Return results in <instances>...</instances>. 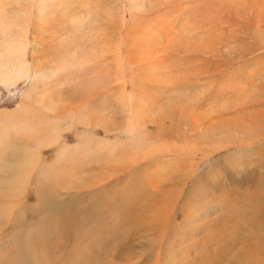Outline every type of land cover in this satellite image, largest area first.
<instances>
[{"label":"rangeland","instance_id":"374dc122","mask_svg":"<svg viewBox=\"0 0 264 264\" xmlns=\"http://www.w3.org/2000/svg\"><path fill=\"white\" fill-rule=\"evenodd\" d=\"M32 3L31 71L0 85V114L36 109L41 119L18 117L0 132V151L12 157L44 126L61 133L39 148L46 169L24 174L6 200L0 264L42 250L47 264H264V0L3 2L9 14ZM72 24L92 28L80 42L93 54L39 103L52 35L67 37ZM136 135L150 141L138 151ZM7 161L0 156V210L21 172H5ZM191 171L202 174L196 184ZM172 178L186 181L177 200Z\"/></svg>","mask_w":264,"mask_h":264},{"label":"bare ground","instance_id":"6f19581e","mask_svg":"<svg viewBox=\"0 0 264 264\" xmlns=\"http://www.w3.org/2000/svg\"><path fill=\"white\" fill-rule=\"evenodd\" d=\"M3 2H4V0H0V7H1V11H0V85L7 86V87H13L15 84L19 83L21 80L27 79L29 74H30V71H31L30 63H29V60L27 59V57H28V46H29V42H30V41H28L27 34L29 32L28 30H29V26H30V22H29L30 21L29 20L30 19V13L32 11V8L35 6V4L32 3L31 5H29L27 7V9H28L27 11L20 9L18 12L14 11L12 14H9L4 9L5 4H3ZM74 17L75 16H71L70 19H73ZM75 19H76V17H75ZM68 29H69V32H65V35H67V37L63 36L64 30L62 31L63 32L62 34H59V37H57V34H56L57 31H55L54 35H52L55 40H58V43H56V41H55V45L52 43L51 48H49V50L52 51L51 55H49L51 59L47 56V59H49V60L44 64V66H42L43 72L41 75L38 76V77H40V79H36L37 85L36 84L34 85L35 93H33V95L34 96L37 95L39 103L44 102L45 100H50L53 97L59 95V94H57L59 92L58 89L53 91L54 93L51 95L46 94V92L49 90V88H48L49 85H51L52 82H54V85L57 84V81L61 80L62 76H64L66 74V72L69 71V69L74 70L75 66L78 64V60H79L80 56L84 57L83 62L79 63L80 65H83V64L87 63V60L89 58V54L90 55L93 54L92 51L91 52L86 51L85 50V44L80 42L84 37H86L87 33L92 32V28H90L89 25H87V27L85 25V27H83V30H81L78 25L72 24ZM147 60H148V62L149 61L152 62V58L150 60L149 59H147ZM156 62H158V60ZM156 62H154V64ZM44 79H46L45 83H43ZM33 102H35V100ZM20 112H22V113L16 114L17 115L16 117L11 116V115H1L0 114V132L8 130V128L10 126H13L14 123L16 122L17 118L18 117L21 118L20 117L21 115H27L30 119H34L35 117H37L38 119H41L40 114L36 109H34V110L33 109L24 110L23 109ZM132 115L134 117L135 114H132ZM136 115H137V112H136ZM133 120L135 121L136 119H133ZM51 127L52 128L55 127L56 129H58L57 132L61 133V131H60L61 128L58 127V125L57 126L52 125ZM49 129H50L49 127L44 126L43 127L44 133H41V132L38 133L39 138H36V137L26 138V140L29 141L30 143H27V145H25V147H23V149L22 148H21V150L16 149L17 151L15 153L12 152V157L9 156V155H11V153H9V151H8V153H9L8 157L4 154L2 155L1 154L2 151H0V156L3 159L6 157L8 160L6 163V166L3 167L5 172L15 173L18 171V169L21 171L20 172L21 176L19 175L17 177H13L14 180L12 179L13 175H11L10 178L13 180V183L11 186L12 188L10 187V184H9L7 192L4 195H2V196H4V199L2 200V202H4L5 207H4V209L0 210V220L1 221L4 220L6 216L7 217L9 216V212H10L9 206H10V204H12L6 200L8 198L10 199L12 197H15L16 193H18L20 191L21 185L24 182H26V181H24V178L26 176L24 177L23 175L24 174L30 175L35 170V168H38V166L40 167L41 171L46 169V168L43 169L44 168V166L42 165L43 163L40 161L41 158H40L39 148L42 146H46L48 144L53 145V143L56 142L58 140V138L60 137V133H56L55 131H52V132L48 131ZM148 142H150V141H148V139L146 138V135H144L143 137H140V138L137 136V139L135 141L133 139L129 142V148L133 149L134 151H138V150L142 149L143 147H145L146 143H148ZM122 146H124V144ZM25 148H28L27 149L28 152L25 151ZM126 150H128V149L126 148ZM126 150H125V148L122 147L121 153L124 154L126 152ZM117 155H118V153H117ZM18 158H21L20 160L23 162H21L18 165L17 169H15V168L12 169L10 163H12V165H13L14 164L13 161L17 160ZM41 167H43V168H41ZM22 172H24V173H22ZM194 173H196V172L195 171L189 172L187 174V176L185 177V179L188 178L191 180L194 176ZM200 176H198L196 179L193 178V179H195L193 181V184L197 183L196 181L198 179H200L199 178ZM20 177H23V178H20ZM184 180H182V182L181 181L176 182L175 179L172 178L171 180H169L170 181L169 183L167 182L169 184V186L173 187V188H174V186L175 187H178L179 185L181 186V188L179 190H177V192L174 193L176 200L180 197L181 191L186 185V181H184ZM215 191H217V189ZM24 207H25V205H24ZM29 207L30 206H26L25 209L30 211ZM171 207H172L171 210H173L174 206H171ZM166 210L167 209L165 208V206H163L162 208H160L159 213L168 212ZM199 211H200V208H197V207L191 208L190 211H188L189 216H191L190 218H196ZM126 217H129V216H126ZM14 219L15 220L13 221V223L19 224L18 220L21 219V217L15 216ZM8 221H10V219ZM161 223L162 222H160L159 225L164 226ZM122 226L124 227L123 223H122ZM122 226L120 225L119 228ZM109 231H110V229H109ZM91 232L92 231H90V233ZM93 240H96V238H93ZM2 244L5 245L3 242H0V245H2ZM56 246H58V245H56ZM44 247L46 248V251H49V248H50L49 246H44ZM44 247H42V248H44ZM35 249H37V248H35ZM53 251H55V250H53ZM44 253H45V251H44ZM44 253L42 250L41 254L38 256L41 258H37V259L29 258L32 261L28 260L27 261L28 263L19 262L17 264H47L48 261L45 263V261L42 260V258L49 257L50 255L48 254L49 256H46ZM50 253H51V251H50ZM38 254L39 253H35L32 257H36ZM50 258H52V257H50ZM49 264H51V263H49ZM56 264H59L58 261L56 262Z\"/></svg>","mask_w":264,"mask_h":264}]
</instances>
